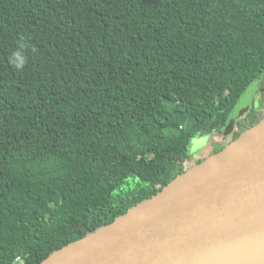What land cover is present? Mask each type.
<instances>
[{"label": "trees", "instance_id": "16d2710c", "mask_svg": "<svg viewBox=\"0 0 264 264\" xmlns=\"http://www.w3.org/2000/svg\"><path fill=\"white\" fill-rule=\"evenodd\" d=\"M263 72L264 0H0V264L158 192Z\"/></svg>", "mask_w": 264, "mask_h": 264}, {"label": "water", "instance_id": "95a60500", "mask_svg": "<svg viewBox=\"0 0 264 264\" xmlns=\"http://www.w3.org/2000/svg\"><path fill=\"white\" fill-rule=\"evenodd\" d=\"M246 105L241 95L229 118ZM205 139L194 138L191 149ZM37 264H264V116Z\"/></svg>", "mask_w": 264, "mask_h": 264}, {"label": "flooded vegetation", "instance_id": "af4514ba", "mask_svg": "<svg viewBox=\"0 0 264 264\" xmlns=\"http://www.w3.org/2000/svg\"><path fill=\"white\" fill-rule=\"evenodd\" d=\"M252 83L253 84L250 86V88L242 94L246 97L247 107L244 109L241 115L230 119L232 121L231 128L223 126L222 128L218 129L217 132L196 137L197 139L205 137L206 141L193 150L191 149V143L189 157L184 161L185 166H192L205 159L209 155L219 151L226 144L236 138L243 130H245L246 128H244V126L246 124L253 120L259 121L264 116V96L261 95L262 92H264V82L262 81V75H260V77L254 80ZM205 145L207 146V149H204Z\"/></svg>", "mask_w": 264, "mask_h": 264}, {"label": "rangeland", "instance_id": "374dc122", "mask_svg": "<svg viewBox=\"0 0 264 264\" xmlns=\"http://www.w3.org/2000/svg\"><path fill=\"white\" fill-rule=\"evenodd\" d=\"M262 81L264 82V72L262 73ZM263 87H264V85H263ZM261 95H263L264 96V92H262V94ZM242 113H239V115H241ZM230 119V118H229ZM205 141H206V139H205ZM204 149H207V146L205 145L204 146Z\"/></svg>", "mask_w": 264, "mask_h": 264}, {"label": "clouds", "instance_id": "9594fccd", "mask_svg": "<svg viewBox=\"0 0 264 264\" xmlns=\"http://www.w3.org/2000/svg\"><path fill=\"white\" fill-rule=\"evenodd\" d=\"M17 68H20L21 66L20 65H16Z\"/></svg>", "mask_w": 264, "mask_h": 264}]
</instances>
